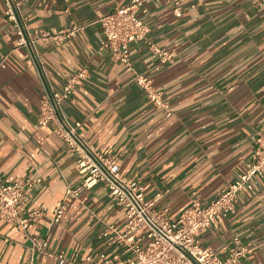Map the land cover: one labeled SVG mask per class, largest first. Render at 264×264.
<instances>
[{
  "label": "crops",
  "instance_id": "0c3cea01",
  "mask_svg": "<svg viewBox=\"0 0 264 264\" xmlns=\"http://www.w3.org/2000/svg\"><path fill=\"white\" fill-rule=\"evenodd\" d=\"M130 1L25 0L23 11L33 34L85 26L64 43H37L48 77L61 91L70 76L88 70L64 104L69 120L81 122V136L99 152L118 157L124 176L148 184V199L161 193L157 207L176 218L195 198L208 205L255 161L254 145L264 134V3L179 0V17L173 0H148L141 17L150 39L176 54L148 72L160 106L135 80L158 62L145 44L131 45L132 70L100 47L96 21ZM5 10L0 0V174L9 184L38 179L27 211L42 216L27 230L0 220V264H56L32 246L33 237L48 236V251L69 258L128 257L120 240L124 211L103 184L70 197L55 222L57 203L85 176L54 124L39 125L45 87ZM253 184L254 192L239 194L234 214L198 237L222 258L240 237L250 249L242 264H264V178Z\"/></svg>",
  "mask_w": 264,
  "mask_h": 264
},
{
  "label": "built area",
  "instance_id": "2783aa9c",
  "mask_svg": "<svg viewBox=\"0 0 264 264\" xmlns=\"http://www.w3.org/2000/svg\"><path fill=\"white\" fill-rule=\"evenodd\" d=\"M2 1L6 4L5 17L13 23L19 36L18 47H26L29 50L45 87L39 125L54 124L55 133L72 150L79 172L85 176L80 186L69 187L66 197L57 203L55 222H60L64 217L70 197H78L83 189L103 184L109 198L124 211L125 232L120 235V240L126 243L125 252L129 256L94 258L89 255L85 258H69L63 253L48 251L49 236L44 240L33 237L32 246L53 257L56 264H242L250 249L243 244L240 237H233V246L226 258L219 256L212 248L202 246L198 237L216 226L222 217L234 214L239 194L254 192L253 179L264 178V134L255 142L254 163L239 179L228 182L208 205L195 198L173 218L167 208L157 207L161 193L154 199H148L149 185L137 178L124 176L118 157L99 152L81 136V122L72 123L69 120L64 104L72 97L77 86L87 78L88 70L83 68L70 76L61 91L54 88L48 77L46 64L37 43H64L76 37L85 26L66 27L55 33L33 34L23 11L25 0ZM147 1L131 0L113 12L102 15L96 22L100 24L103 32L101 49L116 54L128 70L133 69L131 45L134 43L145 44L158 57V62L151 64L146 72L137 74L135 80L147 91L149 97L161 106L160 94L153 87L148 72L162 69L176 54L159 47L150 39L151 27L141 17L142 13L148 12ZM173 2L176 15L182 16L180 1ZM262 2L264 3V0ZM0 66L5 67V63L2 62ZM37 181L39 180L27 178L9 184L0 174V220L23 230L40 220L41 212L27 211L28 195Z\"/></svg>",
  "mask_w": 264,
  "mask_h": 264
}]
</instances>
